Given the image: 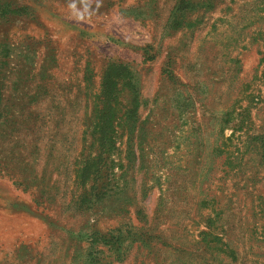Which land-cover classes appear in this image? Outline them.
<instances>
[{"label": "rangeland", "instance_id": "rangeland-1", "mask_svg": "<svg viewBox=\"0 0 264 264\" xmlns=\"http://www.w3.org/2000/svg\"><path fill=\"white\" fill-rule=\"evenodd\" d=\"M212 1L0 0V264H264V0Z\"/></svg>", "mask_w": 264, "mask_h": 264}, {"label": "trees", "instance_id": "trees-1", "mask_svg": "<svg viewBox=\"0 0 264 264\" xmlns=\"http://www.w3.org/2000/svg\"><path fill=\"white\" fill-rule=\"evenodd\" d=\"M190 1V0H189ZM182 2H184V0H182ZM213 1L212 0H199L198 5L201 8H211ZM261 55V54H260ZM264 62V54L260 56V59L258 60V63ZM117 71V72H116ZM111 73H115V74H111ZM102 83L101 86L103 88L102 90V101H101V107H100V111L103 112L102 114V127L106 130H110L109 128H111L113 126V120L116 118L115 114L116 111L114 110V106L115 103L117 105V102L115 101L116 99V92L120 91L117 89L116 85H120L121 88H127L130 90L131 93L133 92V88L130 86L129 81H125V78H127V73L124 70V67L117 65V64H108L105 68V70L102 73ZM134 99L131 103V108L129 113H135L136 110V102H135V96H133ZM250 98L253 99V95H250ZM115 102V103H114ZM127 111V112H128ZM118 119H121L118 118ZM122 123H124V120H121ZM124 125V124H123ZM102 136L104 137V140L106 142L111 141L112 140V136L110 133H105L102 134ZM255 140H257V143H260L261 146L264 147V138L263 137H258L255 138ZM255 143V144H257ZM255 199H257L256 204H253V199L250 200L251 204H249V208L248 210L252 211V216L250 218H252V223H256L259 219H260V214L261 212L264 213V211H262V206L264 205V198H262V196H257ZM215 216L212 218H207L206 223H205V229L208 231H202L199 233L200 239L198 242H196L197 244H203V246L207 249H211L212 251H220V253H222L223 255H229V263L233 262L236 260V252L235 249L233 247H228L227 244L222 242V238L221 236H218L216 233L214 234V232H210L212 225L214 224V220H215ZM245 223H249L246 219H245ZM134 230H140L138 227L133 228ZM119 234L115 236L114 238V243H118L120 240L121 244L126 243V239L123 238V240L121 239L122 237L118 238ZM150 238L151 236L149 235L147 239V242H145L144 240H137V239H132L130 240L131 242L139 243V244H144L145 246H149L150 244ZM109 239H113L112 237L108 238ZM146 243V244H145ZM128 244V242H127ZM220 248H224V250H219ZM228 249V251L226 250ZM252 248H249L248 250H251ZM215 261L217 264L220 263V261L218 262L217 260H213ZM214 263V262H213ZM215 264V263H214ZM228 264V263H227Z\"/></svg>", "mask_w": 264, "mask_h": 264}]
</instances>
